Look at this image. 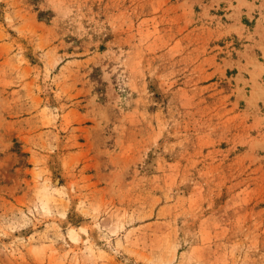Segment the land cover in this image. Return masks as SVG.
<instances>
[{
    "label": "rangeland",
    "instance_id": "rangeland-1",
    "mask_svg": "<svg viewBox=\"0 0 264 264\" xmlns=\"http://www.w3.org/2000/svg\"><path fill=\"white\" fill-rule=\"evenodd\" d=\"M0 264H264V0H0Z\"/></svg>",
    "mask_w": 264,
    "mask_h": 264
}]
</instances>
